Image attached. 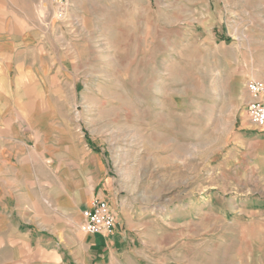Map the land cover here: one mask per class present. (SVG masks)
Listing matches in <instances>:
<instances>
[{
	"label": "rangeland",
	"instance_id": "1",
	"mask_svg": "<svg viewBox=\"0 0 264 264\" xmlns=\"http://www.w3.org/2000/svg\"><path fill=\"white\" fill-rule=\"evenodd\" d=\"M42 3L73 142L88 178L112 179L119 264H264V128L246 113L264 0Z\"/></svg>",
	"mask_w": 264,
	"mask_h": 264
},
{
	"label": "crops",
	"instance_id": "2",
	"mask_svg": "<svg viewBox=\"0 0 264 264\" xmlns=\"http://www.w3.org/2000/svg\"><path fill=\"white\" fill-rule=\"evenodd\" d=\"M48 1L0 0V264H119L130 243L117 214L113 234L78 231L57 253V232L108 202L112 179L88 178L73 142Z\"/></svg>",
	"mask_w": 264,
	"mask_h": 264
},
{
	"label": "built area",
	"instance_id": "3",
	"mask_svg": "<svg viewBox=\"0 0 264 264\" xmlns=\"http://www.w3.org/2000/svg\"><path fill=\"white\" fill-rule=\"evenodd\" d=\"M246 89L250 101L246 105L249 121L257 128H264V82L251 80ZM79 231L86 235H111L116 224V215L109 203L93 198L88 208L81 213Z\"/></svg>",
	"mask_w": 264,
	"mask_h": 264
}]
</instances>
